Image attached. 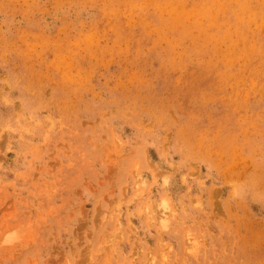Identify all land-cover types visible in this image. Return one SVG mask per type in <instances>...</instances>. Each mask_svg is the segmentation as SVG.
<instances>
[{"label": "rangeland", "instance_id": "obj_1", "mask_svg": "<svg viewBox=\"0 0 264 264\" xmlns=\"http://www.w3.org/2000/svg\"><path fill=\"white\" fill-rule=\"evenodd\" d=\"M0 264H264V0H0Z\"/></svg>", "mask_w": 264, "mask_h": 264}]
</instances>
